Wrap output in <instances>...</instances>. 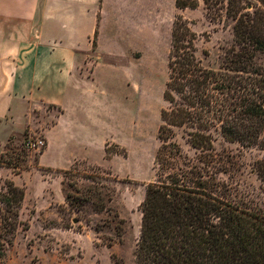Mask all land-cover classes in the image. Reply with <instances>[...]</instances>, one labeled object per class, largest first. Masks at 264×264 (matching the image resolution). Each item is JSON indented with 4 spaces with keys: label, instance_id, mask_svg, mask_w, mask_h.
<instances>
[{
    "label": "rangeland",
    "instance_id": "rangeland-1",
    "mask_svg": "<svg viewBox=\"0 0 264 264\" xmlns=\"http://www.w3.org/2000/svg\"><path fill=\"white\" fill-rule=\"evenodd\" d=\"M175 1L113 0L108 32L112 35L117 32L116 16H119V2H122L125 20L128 22L129 19L137 31L148 35L145 38L141 35L142 41L138 42L145 54H124L120 62L112 59L109 66L100 65L97 70L96 79L100 83L97 86L105 85L110 96L108 100L98 101L99 129H96L93 159L100 164L76 161L68 168H63L65 162L57 168L41 165V155L47 149L44 131L54 124V120H42L40 114L35 115L32 125L23 126L24 121H21L2 129L0 194L5 191L6 181H13L25 189L26 198L18 217L22 225L4 242V257L0 258V264H136L142 226L139 208L148 185L155 181L154 161L160 146L157 135L162 124L161 111L168 107L163 95L169 81L174 22L178 15L187 20L198 35V55L209 68L219 69L226 50L235 43L231 19H212L203 3L196 10L179 11ZM123 30L124 39L132 41L131 29L124 26ZM149 35L152 40L148 46ZM145 39L147 42L143 45ZM204 52H208L209 57H205ZM137 58L143 59L139 65L133 63ZM257 62L264 69V54ZM94 63H98L95 58ZM106 111L107 115L102 116ZM181 134L180 143L193 156L194 151L184 143ZM103 137L106 139L102 160ZM216 138V151L227 172L222 173L220 179L231 188L230 199L264 214V182L256 171L257 163L264 161V146H243L220 135ZM31 140L44 141V148L28 149L26 145ZM115 151L118 154L115 155ZM57 153L55 148L51 159ZM75 164V176L65 177L58 171L70 169ZM94 166L101 167L105 171L103 176L109 179L104 182L107 186L104 192L113 197L111 203L105 198L111 211L97 213L93 207L86 206L80 213L73 212L66 202V195L82 196L92 186L81 176L91 174L89 168ZM2 213H5V207L0 203V234L3 236ZM120 220L125 223L119 224ZM117 225L122 228L121 236L115 229ZM26 226L28 230H25ZM66 226L71 229L67 230Z\"/></svg>",
    "mask_w": 264,
    "mask_h": 264
},
{
    "label": "trees",
    "instance_id": "trees-1",
    "mask_svg": "<svg viewBox=\"0 0 264 264\" xmlns=\"http://www.w3.org/2000/svg\"><path fill=\"white\" fill-rule=\"evenodd\" d=\"M201 3L212 19L234 22L235 43L219 69L209 68L198 55V35L187 20L178 15L174 22L163 95L168 107L161 111L155 181L139 208L136 264H264V214L230 199L231 188L220 179L227 173L225 164L215 146L217 135L243 146H264V69L257 62L264 54V0H176L175 6L196 10ZM180 133L193 156L180 143ZM76 167L58 171L75 176ZM89 171L81 178L92 186L82 196L66 195L70 210L80 213L91 206L97 213L111 211L105 201H113L104 192L105 171L99 166ZM256 171L264 182V161ZM4 189L0 258L4 242L22 225L18 217L26 198L25 189L13 181H6ZM115 229L121 236L122 228Z\"/></svg>",
    "mask_w": 264,
    "mask_h": 264
},
{
    "label": "crops",
    "instance_id": "crops-1",
    "mask_svg": "<svg viewBox=\"0 0 264 264\" xmlns=\"http://www.w3.org/2000/svg\"><path fill=\"white\" fill-rule=\"evenodd\" d=\"M112 4L113 0H0V133L21 121L23 126L34 124L37 114L54 120L44 131L43 166L100 164L93 159L98 101L110 96L105 85L97 86V70L112 59L120 62L124 54H145L139 41L148 35L125 20L122 2L117 32L109 33ZM124 26L131 29L132 41L124 39ZM149 40L148 46L152 35ZM55 148L57 156L51 159Z\"/></svg>",
    "mask_w": 264,
    "mask_h": 264
},
{
    "label": "built area",
    "instance_id": "built-area-1",
    "mask_svg": "<svg viewBox=\"0 0 264 264\" xmlns=\"http://www.w3.org/2000/svg\"><path fill=\"white\" fill-rule=\"evenodd\" d=\"M27 148L28 149H32V150H41V149H43L44 148V146H45V142L44 141H42V140H38V141H36V140H31V141H29L28 143H27Z\"/></svg>",
    "mask_w": 264,
    "mask_h": 264
}]
</instances>
